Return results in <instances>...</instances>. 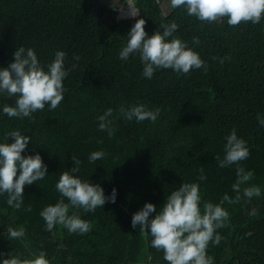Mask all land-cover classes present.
Returning a JSON list of instances; mask_svg holds the SVG:
<instances>
[{
  "label": "trees",
  "instance_id": "1",
  "mask_svg": "<svg viewBox=\"0 0 264 264\" xmlns=\"http://www.w3.org/2000/svg\"><path fill=\"white\" fill-rule=\"evenodd\" d=\"M137 6L149 35L176 23L174 35L199 53L207 70L157 69L150 83L142 81L138 54H130L126 64L117 60L119 47L109 25L112 13L100 0H0V67H6L15 48L23 45L33 48L42 63L50 62L56 50H63L68 69L65 97L56 108L46 106L31 119L0 114V139L13 129L30 135L26 151L39 152L47 165L43 181L24 186L20 209L7 208L6 198L0 196V253L4 254L0 258H7L9 252L30 257L43 249L52 264L148 260L167 264L163 252L150 246L151 237L138 226L136 230L130 227L131 214L146 201L159 208L165 195L181 182H198L202 202L219 203L225 193L234 198L231 185L236 165L221 168L215 157H223L224 138L235 128L250 151L239 163L253 172L241 188L259 185L261 195L245 198L241 191L238 201L224 202L229 221L216 229L221 239L218 244L209 242L206 252L214 264H264V127L257 121L258 113L264 117V16L256 24L240 22L220 38L212 31L208 35L206 22L189 16L183 6L171 7L167 17L154 10V0H139ZM135 20H129L123 30L126 34ZM89 33H94L103 51L109 69L104 76L89 75L74 58L79 51L76 44ZM83 79L88 87L96 88L83 91L78 98L70 85ZM137 102L159 107L157 119L136 122L119 115L121 105ZM14 103L15 96L0 94V106ZM107 108L113 109L111 137L97 128L96 117ZM148 135L168 139L177 149L183 144L186 157L181 160L156 152ZM108 141L116 153L106 152L89 162L88 154L103 150ZM70 156L81 161L77 173L81 178L101 181L105 195L116 189L115 203L106 202L92 212L69 208L92 224L89 232L78 237L66 236L62 225L46 230L39 220L40 210L60 197L55 184L59 173L71 167ZM200 169L205 180H199ZM10 226L24 227L25 236L10 238ZM138 254L148 258L136 259Z\"/></svg>",
  "mask_w": 264,
  "mask_h": 264
},
{
  "label": "clouds",
  "instance_id": "2",
  "mask_svg": "<svg viewBox=\"0 0 264 264\" xmlns=\"http://www.w3.org/2000/svg\"><path fill=\"white\" fill-rule=\"evenodd\" d=\"M138 1L122 0L121 5L110 6L113 17L109 24L110 32L115 33V46L119 47L117 60L126 64L125 61L129 59L130 54H138L142 64L140 77L147 83H150L157 69L170 68L181 73L200 68L206 71V63L199 53L189 47L187 41L174 35L178 27L176 23H170L151 35L145 31V20L143 17L140 18ZM154 4L156 5L154 10L164 17L168 16L171 7L183 6L189 16L206 22L208 35L212 31L220 38L233 31L234 25L238 23L250 21L256 24L264 16V0H154ZM132 6L134 9L130 11ZM124 8H128L127 13L119 14ZM135 9L139 11V16H135L138 13ZM129 20L135 22L126 34L123 30ZM125 22L127 23L124 24ZM193 42L198 43V38L193 37ZM76 46L79 47V51L78 57L74 58L78 59L82 70L89 75L104 76L109 69L105 66L103 51L97 45L94 33L82 37ZM12 57V61L6 67H0V94L15 96V103L0 106V114H6L10 118L31 119L33 113L46 106L49 109L56 108L66 92L68 75L64 63L66 53L63 50H56L50 62L42 63L33 48L21 45L15 48ZM95 88L88 87L84 79L76 80L70 85V91L78 98L83 91H92ZM112 113L113 109L107 108L96 117L98 130L106 132L109 137L115 132ZM118 113L127 121H155L160 109L149 108L146 104L137 102L127 107L121 105ZM257 121L264 127V117L259 113ZM9 137L13 138L11 142L8 140ZM148 138L153 141L156 152L181 160L186 157L183 144L177 149L170 146L168 139L152 138L149 135ZM224 139L223 157H215V160L221 168L236 165V180L231 185L236 193L234 198L225 193L219 203L202 202L198 182H181L165 195L159 208L158 205L146 201L131 214L130 227L136 230L138 226L141 233L150 236V246L163 252V259L167 264H214V258L207 254L206 249L209 242L219 243L221 237L216 229L225 226L229 221V212L222 206L224 202L238 201L241 198V191L245 198L261 195L259 185L241 188L253 176L252 170H246L239 163L250 155L247 141L238 137L235 128ZM30 142L31 136L19 129L10 130L0 139V196L6 198H3L6 207L15 211L24 203V186L43 181L47 173V165L40 153L33 150L28 154L26 151ZM110 151L116 153L108 141L103 150L90 152L87 159L89 162H95ZM70 160L71 167L59 173L55 184L60 197L55 203L45 205L40 210L39 215L42 219L39 220L46 230H54L58 228L55 225H62L66 229V236L78 237V234L89 232L92 224L75 211L70 213L69 208L92 212L106 202L115 203L116 189L112 188L105 195L100 185L101 181L83 179L77 174L81 165L79 158L70 156ZM117 168L119 170L120 166ZM200 173L199 180H205L203 169H200ZM156 198L158 199V196ZM28 210L30 211V208ZM7 235L12 239H22L25 236V229L22 226H10ZM3 256L4 254L0 253V257ZM29 256L21 258L9 252L7 258H0V264H52L51 258L43 249Z\"/></svg>",
  "mask_w": 264,
  "mask_h": 264
},
{
  "label": "rangeland",
  "instance_id": "3",
  "mask_svg": "<svg viewBox=\"0 0 264 264\" xmlns=\"http://www.w3.org/2000/svg\"><path fill=\"white\" fill-rule=\"evenodd\" d=\"M100 2L101 3H104V5L105 6H107V7H114V6H118L119 4L117 3L118 2V0H100ZM39 218L40 219H42V217L39 215ZM148 258V257H146V256H144V255H141V254H138V255H136V259H143V258Z\"/></svg>",
  "mask_w": 264,
  "mask_h": 264
},
{
  "label": "water",
  "instance_id": "4",
  "mask_svg": "<svg viewBox=\"0 0 264 264\" xmlns=\"http://www.w3.org/2000/svg\"><path fill=\"white\" fill-rule=\"evenodd\" d=\"M134 7H130V11L133 10ZM138 13L135 16H139V11L135 9ZM127 264H159V263H151V262H134V263H127Z\"/></svg>",
  "mask_w": 264,
  "mask_h": 264
},
{
  "label": "flooded vegetation",
  "instance_id": "5",
  "mask_svg": "<svg viewBox=\"0 0 264 264\" xmlns=\"http://www.w3.org/2000/svg\"><path fill=\"white\" fill-rule=\"evenodd\" d=\"M135 1H138V0H135ZM119 5H121L122 4V0H118V2H117ZM127 11H128V8H124V9H122L120 12H119V14H121V13H127Z\"/></svg>",
  "mask_w": 264,
  "mask_h": 264
}]
</instances>
